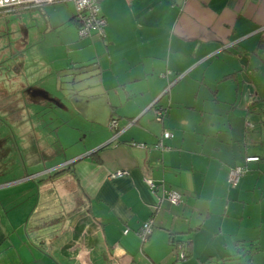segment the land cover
<instances>
[{
    "label": "crops",
    "instance_id": "0c3cea01",
    "mask_svg": "<svg viewBox=\"0 0 264 264\" xmlns=\"http://www.w3.org/2000/svg\"><path fill=\"white\" fill-rule=\"evenodd\" d=\"M43 4L17 8L39 11L56 25L67 51L56 78L86 98L80 116L88 123L86 142L62 181H47L59 176L47 177L54 166L45 167L53 168L45 179L26 171L17 179L0 176V264H264V0H99L103 37L78 35L74 7L65 22ZM26 80L0 85V93L19 103ZM201 88L218 91L213 101L231 114L226 127L220 113L214 127L201 117L187 116L181 125L170 116L196 107L190 101ZM166 92L168 110L153 119L147 112ZM25 94V101H37ZM97 96L105 106L96 105ZM112 115L117 123L109 127ZM11 121L20 124L18 133L27 131V120ZM164 129L171 135L160 147ZM33 146L35 157L47 156L45 144ZM248 154L259 159L230 185L229 167ZM51 184L54 193L42 197ZM163 186L176 189L181 201L169 202ZM27 189L33 205L16 213L15 199L24 202ZM57 197L63 206L51 211ZM149 217L151 232L142 240L137 230ZM174 238L188 242L184 259Z\"/></svg>",
    "mask_w": 264,
    "mask_h": 264
},
{
    "label": "rangeland",
    "instance_id": "374dc122",
    "mask_svg": "<svg viewBox=\"0 0 264 264\" xmlns=\"http://www.w3.org/2000/svg\"><path fill=\"white\" fill-rule=\"evenodd\" d=\"M42 6L47 7L48 11L54 10L58 14V20L62 16L66 22L70 15V10L74 7V2L72 0H59L43 4ZM19 15L22 18L24 17L23 20L26 22V33L21 29ZM46 18L39 11L24 13L22 8L0 12V84L4 85V88H9L17 86L21 80L27 79L26 85L40 84L46 87L44 89L47 92L60 100L57 103L49 98L38 96L36 98L37 101L27 102L25 98L22 99V94H24L25 90L23 91V88H20L18 92L19 103L17 105L19 104L18 107L22 106L23 108L18 113L20 117L18 115L15 117L28 121L24 125L27 131L23 133H18L16 130L20 127V124H12L11 118H7L5 110L0 108V119L2 120L0 121V169H3L0 176L3 178L17 179L25 171L32 173L34 177L39 175L44 177L53 169H45V167L54 166V168H57L66 164L71 159V155L78 148H82L86 142L81 139L88 126V123L82 120L81 114L86 109V98L77 94L73 88L61 85V81L57 80L55 67L64 62L63 57H65L67 51L62 43L63 39L58 36L57 30L54 29L56 25L54 26L53 22ZM50 59L54 63L56 62L55 66ZM48 64L53 67V72L50 74H47ZM18 77L21 79L20 81ZM214 89L201 88L200 92L195 94V99L191 98L190 101L196 107L189 106L174 112L170 111V116L174 118V121L180 122L179 124L181 125L187 124V116H189L190 122L191 118L201 117L204 124L208 121V124L204 125L205 127L209 124L214 127L212 121L217 120V117H212L220 113L222 117L218 115V123L226 127L227 118L231 114L230 112L228 113L227 107H222L223 102L216 106L219 101L214 102L212 94L214 92L218 93V91ZM119 91L120 95H122L120 89ZM168 92L162 94L157 101V105L162 104L165 111L168 110L167 105H169ZM26 94L29 99L30 94L28 92ZM111 95L114 96L115 92L112 91ZM10 96L12 99L14 98V95L10 94ZM96 100L98 107L100 105L103 106V102L105 106L104 96L101 98L97 96ZM153 110L154 108L151 107L147 114L154 119ZM98 117H103L100 112ZM234 127H237L235 122ZM34 142L36 144H45L49 150L47 156L42 157L39 154V157L34 156ZM237 159L239 160V158ZM243 161L244 159L240 163H243ZM63 176L65 175H59L56 178L47 179V181H52L54 184L62 181ZM53 184L50 185L52 189H49V187L41 188L42 197L44 195L48 197L49 194L51 196L54 193ZM14 191L17 193L16 197H19L18 190L14 189ZM52 199L54 198L52 197ZM55 199V201L51 200V204L48 205V209H51V211L61 209L63 206L64 199L62 197ZM15 202L18 203L15 206V209L17 207L16 213H19L23 207L32 206L34 202L32 190H26L24 202L18 199H15ZM42 209L46 211L44 205H42Z\"/></svg>",
    "mask_w": 264,
    "mask_h": 264
},
{
    "label": "built area",
    "instance_id": "2783aa9c",
    "mask_svg": "<svg viewBox=\"0 0 264 264\" xmlns=\"http://www.w3.org/2000/svg\"><path fill=\"white\" fill-rule=\"evenodd\" d=\"M59 0H0V12L1 11H9L11 9L17 7L24 6H37L43 3H49ZM74 2V18L78 22L77 32L79 36H89L91 31L99 36L103 37L105 35V25L106 18L100 11L99 0H72ZM169 86H167L168 88ZM161 108L157 107L154 109L155 116L157 119H160ZM117 123V119H111L108 122L109 127L115 126ZM171 135L167 129L162 131V136L157 140V146L163 147L164 144L162 142V138L168 137ZM139 145H144L142 142H134ZM259 159V155L257 154H248L244 156L243 163L235 164L230 166L227 172V181L230 185L236 186L238 185L241 176L248 170V162L255 161ZM123 170H117L114 174L121 175L123 174ZM145 182L151 186H154V182L152 178L145 177ZM155 187V186H154ZM163 195H166V198L169 202L173 204H178L180 199V194L176 189L173 188H164L161 189ZM151 223L152 219L149 217L142 221L140 227L137 232L142 240H145L147 236L151 232ZM128 228L124 229V232L127 231ZM180 256L183 255V251L181 250L179 253Z\"/></svg>",
    "mask_w": 264,
    "mask_h": 264
},
{
    "label": "flooded vegetation",
    "instance_id": "af4514ba",
    "mask_svg": "<svg viewBox=\"0 0 264 264\" xmlns=\"http://www.w3.org/2000/svg\"><path fill=\"white\" fill-rule=\"evenodd\" d=\"M1 85V84H0ZM4 87V86H3ZM14 87H16V86H14ZM14 87H9V88H14ZM25 90V92H24V94L25 93H27L28 92V94H30L33 98H35V100H36V98H38V96H43V97H46V98H49L51 101H55V102H58L57 101V98L55 97V96H53L52 94H50L49 92H47L45 89H42V88H36V87H34V85H32V84H30V85H26L24 88H23V91ZM46 92L47 93V95L45 96L44 94H43V92ZM9 97V98H8ZM9 99V101H7ZM18 99V98H17ZM16 99V100H17ZM17 102H15L12 98H11V96L9 95V96H6L4 93H0V108L2 109V110H5V113H6V115H7V118H11V117H15V116H17L18 115V113H19V111H20V109H22L23 107L22 106H20V107H15V104H16ZM10 105V107H12V108H5L6 106H9ZM4 112V111H3ZM18 117H20L19 115H18ZM15 118H17V117H15ZM0 121H2L1 119H0ZM21 127V126H20Z\"/></svg>",
    "mask_w": 264,
    "mask_h": 264
},
{
    "label": "trees",
    "instance_id": "16d2710c",
    "mask_svg": "<svg viewBox=\"0 0 264 264\" xmlns=\"http://www.w3.org/2000/svg\"><path fill=\"white\" fill-rule=\"evenodd\" d=\"M72 18H74V15H73ZM74 19H75V18H74ZM165 91H166V90H165ZM165 91H164V92H165ZM151 107H153L154 109L157 108V107H160V108H161L162 111H161L160 119H157L156 116H155V112H153L155 118H156L157 120H161L162 117H163V114H164V108H163L162 106H160V105H157V102L154 103ZM114 118H116V117H115L114 115H112L111 118H110V120H111V119H114ZM110 120H109V121H110ZM159 139H160V138H159ZM72 163H73V161L68 162V163H66V164H63V165H61V166H59V167H57V168H54V170L52 171V173L49 174L47 177L49 178V177H53V176H56V175H64V174H68L69 172H71V167H72V165H73ZM47 177H44V179L47 178ZM148 236H149V235H148ZM148 236H147V237H148ZM171 242H172V244H173V247H174V250H175V252H176L177 258H179V259H184L186 256L189 255V245H188V242L183 241V240H180V239H177V238H174V240L172 239ZM181 250L183 251V255H182V256L179 255V253H180ZM224 262H225V260H222V261H220L218 264H222V263H224Z\"/></svg>",
    "mask_w": 264,
    "mask_h": 264
},
{
    "label": "water",
    "instance_id": "95a60500",
    "mask_svg": "<svg viewBox=\"0 0 264 264\" xmlns=\"http://www.w3.org/2000/svg\"><path fill=\"white\" fill-rule=\"evenodd\" d=\"M166 89H167V88H166ZM43 94H44L45 96L47 95V93H46L45 91L43 92ZM162 94H164V93H162ZM162 94H160V96H161ZM160 96H159V97H160ZM159 97H158V98H159ZM158 98H157V99H158ZM154 103H156V101L153 102V104H154ZM153 104H152V105H153ZM132 121H134V120H132ZM76 158H77V156H75L74 158H71V159L69 160V162H70L71 160H73V159H76Z\"/></svg>",
    "mask_w": 264,
    "mask_h": 264
}]
</instances>
